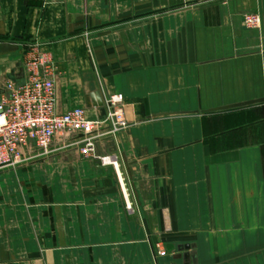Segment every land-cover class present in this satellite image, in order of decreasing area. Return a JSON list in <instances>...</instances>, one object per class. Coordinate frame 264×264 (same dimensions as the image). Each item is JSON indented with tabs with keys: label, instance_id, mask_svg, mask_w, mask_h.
Segmentation results:
<instances>
[{
	"label": "crops",
	"instance_id": "obj_1",
	"mask_svg": "<svg viewBox=\"0 0 264 264\" xmlns=\"http://www.w3.org/2000/svg\"><path fill=\"white\" fill-rule=\"evenodd\" d=\"M37 55L58 113L121 93L129 124L0 169V264L264 259V103L211 111L264 98V0H0V98Z\"/></svg>",
	"mask_w": 264,
	"mask_h": 264
},
{
	"label": "built area",
	"instance_id": "obj_2",
	"mask_svg": "<svg viewBox=\"0 0 264 264\" xmlns=\"http://www.w3.org/2000/svg\"><path fill=\"white\" fill-rule=\"evenodd\" d=\"M244 24L258 28L261 17L258 13H247ZM55 71L51 59L37 55L27 62L23 83L6 84V92L0 98V169L23 164L27 153H49L58 139L70 135L80 136L75 144L82 153H95L98 139L115 136L128 127L121 93L104 95L106 113L100 119H90L83 107L58 113ZM97 158L104 165H117L113 156ZM156 248L158 255L166 254L160 242Z\"/></svg>",
	"mask_w": 264,
	"mask_h": 264
},
{
	"label": "water",
	"instance_id": "obj_3",
	"mask_svg": "<svg viewBox=\"0 0 264 264\" xmlns=\"http://www.w3.org/2000/svg\"><path fill=\"white\" fill-rule=\"evenodd\" d=\"M258 103H264V98L255 99V100H251V101H246V102H243V103H236V104L226 105V106H223V107L212 109L211 111L229 110V109H234V108H239V107L250 106V105H254V104H258ZM179 248H180V250L190 249V246L189 245H185V246H180Z\"/></svg>",
	"mask_w": 264,
	"mask_h": 264
},
{
	"label": "rangeland",
	"instance_id": "obj_4",
	"mask_svg": "<svg viewBox=\"0 0 264 264\" xmlns=\"http://www.w3.org/2000/svg\"><path fill=\"white\" fill-rule=\"evenodd\" d=\"M245 15H246V14H245ZM245 15H244V16H245ZM260 17H261V16H260ZM261 22H262V19H261ZM244 25H245V24H244ZM245 26H246V25H245ZM260 26H261V25H260ZM246 27H247V26H246ZM258 28H260V27H258ZM255 29H257V28H255ZM54 149H55V148L53 147V150H54ZM242 263H243V264H248L249 262L247 261V258H246L245 260L242 261ZM256 263H257V264H264V259L257 260Z\"/></svg>",
	"mask_w": 264,
	"mask_h": 264
}]
</instances>
